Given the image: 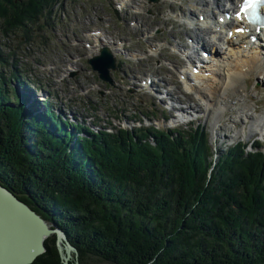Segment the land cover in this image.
Returning <instances> with one entry per match:
<instances>
[{
  "label": "trees",
  "instance_id": "16d2710c",
  "mask_svg": "<svg viewBox=\"0 0 264 264\" xmlns=\"http://www.w3.org/2000/svg\"><path fill=\"white\" fill-rule=\"evenodd\" d=\"M58 1L0 0V35L22 29L27 41L25 26L50 16ZM3 46L0 185L66 231L79 264L89 257L108 264H264L261 148L246 151L239 143L215 162L206 133L195 127L110 133L77 125L71 132L48 106L41 115L15 95L17 56L8 64ZM44 244L30 264H62L55 234Z\"/></svg>",
  "mask_w": 264,
  "mask_h": 264
},
{
  "label": "rangeland",
  "instance_id": "374dc122",
  "mask_svg": "<svg viewBox=\"0 0 264 264\" xmlns=\"http://www.w3.org/2000/svg\"><path fill=\"white\" fill-rule=\"evenodd\" d=\"M161 1L154 3L148 0H61L53 8L52 17L47 24L44 18H40L37 22L25 26L29 35L27 41H24L22 29L8 38L0 35V41L5 43L2 51L5 54L11 53L8 64L13 59V53L17 56L16 69L19 70V79L16 82L13 78L12 86L36 97L34 102L39 105H48L54 114L71 124L70 128L80 125L88 126L94 131V122L107 128L110 127L109 124H119L122 128L143 125L173 131H185L199 126L206 131L209 143L217 152L221 147L214 136L220 138L223 134L249 141L250 145L251 141L260 138L264 126L258 127L257 132L251 134L254 120L247 117H244L243 121L234 120L238 118L239 112L243 114V110L257 119L264 117V82H255L245 92L252 93L246 101L239 102L240 96L228 95L222 102L220 93L214 96L210 93V87L216 84L212 82L213 74L206 76L209 83L206 84L208 90L204 91L208 98L210 96L209 100L215 98L212 100L215 105L208 109V112L202 103L203 113H200L199 117L190 116V122L176 121L175 112L170 107L171 101H168L167 95L164 97L163 93L181 92L180 96L184 98L183 89L186 85L183 86L181 75L179 77L180 71L183 72V60L178 59L181 58L179 53L178 58L175 55L176 46L181 42L182 50L189 47V43H185L189 40L186 35L191 38L194 34L190 30V35L185 22L178 21H183L184 15H189L196 21L200 15L199 11L202 10L194 0ZM129 5L130 9L127 8ZM178 7H181L183 12ZM188 11L195 12L190 15ZM164 24L166 26H163ZM173 26L175 30L168 32ZM93 32H97L101 39L114 44L111 45L112 48L108 46L116 57L115 68H111L110 72L111 82L99 79L87 64V59L100 48H96V40L90 36ZM102 44L106 45V42ZM257 52L256 49L245 51L243 54L246 57L242 59H249ZM10 68L4 66L1 70L8 74ZM186 68L190 71L189 66ZM206 74L209 72L205 71ZM148 79H152L153 88L150 90L140 85L141 81ZM8 85L12 89V86ZM223 94H226V91L222 92ZM15 95L18 96L16 90ZM195 98L196 96L193 97ZM222 103L230 104L231 107L225 111L219 125L214 128V116ZM178 104L180 105V102ZM197 112L199 111H195ZM152 138V134L149 135V139ZM262 149L264 151V145ZM214 156L217 160L219 153ZM48 225L54 227L52 224ZM71 260L74 261V258ZM84 264L108 263L89 257L84 259Z\"/></svg>",
  "mask_w": 264,
  "mask_h": 264
},
{
  "label": "bare ground",
  "instance_id": "6f19581e",
  "mask_svg": "<svg viewBox=\"0 0 264 264\" xmlns=\"http://www.w3.org/2000/svg\"><path fill=\"white\" fill-rule=\"evenodd\" d=\"M195 1H196V4L200 6L199 9L202 10V12L201 11L199 12L201 15H203L202 19H203V23L205 26L200 25L198 21H194V22L189 21L188 24L190 26L186 24L187 28L189 29L188 31L190 33V30H191L192 33H194L192 35L193 37L191 36V38L190 36L186 35L187 37H189V40L185 43H189V47L182 50L181 49L182 43L178 42L176 46L177 54L175 55L177 56L178 53L183 55L187 51L188 54L184 58L185 60L190 61L193 59L194 56L198 58V55L200 56V53L207 49L210 51L211 56L208 60H203V62L205 61L207 65L203 66V68L198 73L190 74V71H188L187 68L185 70L182 69V71L185 73L180 71V73L184 74L185 76L183 79L184 81L180 79L182 84L184 83L183 86L186 85V87L184 86V89H183L185 90V94L183 93L184 98L180 96L181 92H178L179 94L173 93V92H169V94L168 93L166 94L168 101H171L170 103L171 109H174V106H176L175 104H178L180 102V105L178 104V106H180L179 109L182 110V114L181 115L177 114L176 117L183 116L185 113H188V112H191V114L193 115V118L199 117L200 113H203V109H201L202 103L204 106H206L208 112H209L208 109H212V107L215 105V103H213L212 100L214 101L215 98L213 97L211 98L212 100H209L210 96L208 98L206 96V91H204V89L208 90V87L206 84L209 83L207 82L205 77L211 74H213L212 78H214L212 82L216 84L215 86L210 87V93L212 94V96H214V94L220 93L219 98L221 99L220 101L222 102L228 98V95L229 97L231 95L232 97L240 96L241 99H238L239 102L246 101L251 96L250 94L252 93L251 92L245 93V92L248 91L255 82H260V83L264 82V33L259 35V42L251 44L249 43V36H247L246 40H244L242 43H239V39L242 37V35H235L236 38L232 37L228 39L227 37H225V35H227V32L223 34V32L220 30L219 32H214L212 30V27L214 26V24L212 23V16L215 17V14L211 13L212 11H209V4H212L215 8L219 10L227 11L228 9L226 8L224 9V6H227L228 4L231 5L232 3H235L236 0H194V3ZM171 7H174V5L173 6L171 5ZM128 9H129V6H128ZM178 9L181 12H183L181 10V7H178ZM161 10L162 9H159V11ZM123 11H125L126 13L125 8H123ZM194 12L195 11H192V13ZM188 13L190 15L192 14L190 13V11H188ZM178 22L182 23L184 21H178ZM163 26H166V24H164ZM176 27H180V26H176ZM233 29L234 27L230 28L231 31ZM172 30H175V26H173L171 29L167 31L169 32ZM192 33H190V35ZM194 42L200 45L202 48L200 49L199 54H198L197 49L195 48ZM191 44L193 45L194 51H188L192 47ZM242 44H245L247 48H245L241 52L240 48H243ZM108 45L111 48H112L111 45L114 46V44H111L109 41H108ZM250 49L258 50V55L253 54L249 59L248 58L242 59L243 57H246V55H244L243 53ZM178 59L183 60V64L181 65H185L183 58H178ZM236 60L238 62H235ZM205 71H208L209 74L205 75ZM192 80L197 81V83L191 84L190 82ZM146 87H147V84H146ZM149 88L152 89L153 86L150 84ZM187 89H189V91H187ZM225 91H226V94L222 95V92H225ZM202 92H204V94ZM230 92L232 94H230ZM194 96H196L195 99H193ZM188 99L189 101H186ZM199 101H201V103ZM28 106L29 107L31 106L32 110L35 113H40L39 109L35 105L34 106L28 105ZM230 107H231L230 104L227 105L226 103L225 105H223L222 103L220 110L214 116V119H215L214 125H213L214 128H216V126L219 125V122L221 118H223L225 111L228 110ZM195 111H199V112L195 113ZM244 117L250 118L255 121L251 128V134H255L258 130V127L261 128L264 126V117L257 119L251 113L245 110H243V114L239 112L238 118H236L234 121L237 122L239 119L243 121ZM16 199L20 200L17 197ZM23 203L26 204L25 202ZM9 206L10 205L7 202L2 201L0 199V241L3 240L2 238L5 235H8V230H9V227L6 224L5 220H2V216H5V214L6 216L10 218H14V216H17L15 213L13 214L4 213L7 211L10 212L9 210L11 209L9 208ZM29 208L32 209L31 207ZM45 222L47 223V221Z\"/></svg>",
  "mask_w": 264,
  "mask_h": 264
},
{
  "label": "water",
  "instance_id": "95a60500",
  "mask_svg": "<svg viewBox=\"0 0 264 264\" xmlns=\"http://www.w3.org/2000/svg\"><path fill=\"white\" fill-rule=\"evenodd\" d=\"M88 62L98 72L101 79L110 81L109 69L115 68V60L107 47L101 48L100 55L90 58ZM0 199L10 205V212L4 213L17 215L14 218L6 214L2 216L9 230L8 235L0 241V264L32 263L38 255L45 251L44 239L51 234H55V244L61 263L68 264L74 258L75 264H79L77 249L70 243L66 231L57 223L53 224L54 227L49 226L39 214L17 200L13 193L1 185ZM72 253H74L73 258Z\"/></svg>",
  "mask_w": 264,
  "mask_h": 264
},
{
  "label": "snow or ice",
  "instance_id": "6c2138e0",
  "mask_svg": "<svg viewBox=\"0 0 264 264\" xmlns=\"http://www.w3.org/2000/svg\"><path fill=\"white\" fill-rule=\"evenodd\" d=\"M264 9V0H242L240 10L236 13L237 19H247L249 23L257 24L262 21L261 10ZM236 31L244 32V28H237Z\"/></svg>",
  "mask_w": 264,
  "mask_h": 264
}]
</instances>
